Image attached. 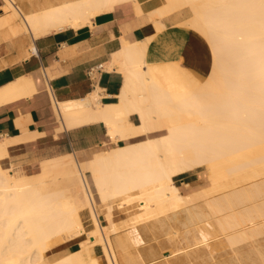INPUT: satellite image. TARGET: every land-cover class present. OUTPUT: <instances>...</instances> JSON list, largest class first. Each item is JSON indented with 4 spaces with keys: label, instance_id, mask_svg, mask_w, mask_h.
<instances>
[{
    "label": "bare ground",
    "instance_id": "1",
    "mask_svg": "<svg viewBox=\"0 0 264 264\" xmlns=\"http://www.w3.org/2000/svg\"><path fill=\"white\" fill-rule=\"evenodd\" d=\"M125 3L148 16L156 31L163 18L189 10L174 26L207 43L209 70L200 74L180 60L148 61L152 34L123 41L112 53L123 73L114 101L101 102L98 86L77 99L49 97L54 137L100 122L109 138L101 144L106 149L81 160L73 152L44 158L34 173L13 174L8 166L14 146L44 135L17 121L20 134L0 138V264H101L91 254L95 247L105 264H156L161 251L145 248L139 231L149 222L166 225L170 242H177L181 227L183 239L191 237L188 246L174 244L162 253V264H194L218 234L230 249L264 235V201L254 203L264 196V0H161L146 13L138 0H2L0 54L6 45L21 46L24 36L28 49L22 55L28 56L36 38L92 27L95 15ZM31 90L22 77L0 88V99ZM185 172L204 175L208 185L181 193L173 177ZM59 181L76 184L65 188ZM198 200L206 213L195 208ZM117 212L126 213L118 223ZM60 242H76L77 248L47 260L46 252ZM254 264H264V257Z\"/></svg>",
    "mask_w": 264,
    "mask_h": 264
},
{
    "label": "crops",
    "instance_id": "2",
    "mask_svg": "<svg viewBox=\"0 0 264 264\" xmlns=\"http://www.w3.org/2000/svg\"><path fill=\"white\" fill-rule=\"evenodd\" d=\"M138 2L143 13L160 5L156 0ZM147 17L144 14L137 15L132 3H125L95 15L92 27L64 28L36 38L33 41L35 51L31 50L28 56L22 55V51L28 49L26 37H22L21 46L16 42L6 45L7 50L0 54V88L25 77L32 90L30 95L0 99V138L19 135L21 130L17 121L30 132L44 133L32 142L14 146L8 157L9 164L21 173H34L39 170L41 159L73 152L81 160L91 156L94 147H103L102 142L109 138L100 122L63 130L54 137L52 125L56 117L52 99L64 101L81 98L98 86L101 102L114 101L122 86L123 73L116 71L120 65L112 60V53L121 49L123 41H141L152 34L146 49L148 61L180 60L182 65L200 74L208 72L211 62L209 48L201 36L185 27L174 26L179 21L176 15L163 18L165 28L158 31ZM89 70L91 76H88ZM131 120L137 123L136 116H132ZM173 183L184 193H192L206 187L208 180L197 172H185L174 176ZM257 199L254 201L256 204L264 201V196ZM195 208L207 212L202 200L195 203ZM260 220L264 222V218ZM262 236L248 238L247 241L232 245L233 248L230 246V249L224 234H218L209 239L208 247L201 251L209 248L217 257L232 256L236 251L243 258L264 256ZM186 239L190 240V235ZM254 243L256 245L253 248ZM76 248V242H60L46 252L47 260ZM165 252L162 251L163 254Z\"/></svg>",
    "mask_w": 264,
    "mask_h": 264
},
{
    "label": "rangeland",
    "instance_id": "3",
    "mask_svg": "<svg viewBox=\"0 0 264 264\" xmlns=\"http://www.w3.org/2000/svg\"><path fill=\"white\" fill-rule=\"evenodd\" d=\"M157 1V3H161V0H156ZM2 11H0V13H1ZM190 15V11L189 10H185L184 12H182V13H180V14H177L176 15V18L178 19V20H182V19H184V18H186V17H188ZM120 143H122V142H120ZM107 147V146H106ZM106 147L104 146V147H94L91 151H92V154H93V152H95V151H100V150H103V149H106ZM92 154H91V156H92ZM75 155V154H74ZM75 157H76V155H75ZM90 157V156H89ZM77 158V157H76ZM78 159V158H77ZM78 160H80V159H78ZM8 166H9V168H10V171L13 173V174H22L20 171H18V170H16L15 169V167L14 166H12L11 164H9L8 163ZM76 184V182L75 181H73L71 184L70 183H67V182H63V181H59V185L61 186V187H65V188H68V186H70V185H75ZM179 188V187H178ZM179 190H180V192L181 193H184L180 188H179ZM136 209V207H132L130 210L131 211H134ZM118 215V216H117ZM118 217H126V213H122V212H117V214L115 215V219H116V222L118 223V222H120L121 220H120V218H118ZM99 219H100V222L102 223V224H105V220H104V217L103 216H101V214L99 215ZM147 225V227H145L146 228V230H145V228H142L143 230H145L146 232H143L142 233V231L143 230H141V228L139 229V231H140V234L141 235H143L142 237L145 239V244H146V246H145V248H148V247H154L156 250H157V253H159L160 254V251H161V256L160 255H158L157 256V259H158V261L156 262V264H162L163 262H165V259H164V257L162 256L163 254H162V251L163 250H166V252L164 253V255L166 254H168V252L170 251V250H172L173 249V247H174V244H175V246L177 245H179L178 247H184V246H188L189 245V242L187 241V240H184L183 239V237H184V230H183V228L181 227L180 228V234L176 237V240H177V242H170V241H168V239H165V233H164V229H165V227H166V225L164 226V227H162V226H160L158 223H153V222H149V223H147L146 224ZM175 225H177V224H175ZM148 231H149V233H151V235H149V234H147L148 233ZM162 231V232H161ZM147 236V237H146ZM146 237V238H145ZM152 237H153V239H152ZM182 237V238H181ZM148 238H150V240H152V241H150ZM180 241V242H179ZM150 242H151V244H150ZM155 242V243H154ZM167 242H169V244H166ZM182 242V243H181ZM180 243V244H179ZM171 244V245H170ZM158 245V246H157ZM170 246H173L172 248L170 247ZM160 249H159V248ZM163 247V248H162ZM158 248V249H157ZM258 252V251H257ZM91 254L92 255H97L99 258H100V261H101V264H105V262H104V260H103V258H102V256H101V252H100V248L99 247H95V248H92L91 249ZM200 254H201V256L200 257H197L198 259H195V260H193V261H196V260H198V261H196L195 263L196 264H201L202 263V260H203V258H204V261L203 262H205V263H203V264H254L255 262H257L258 261V258L260 257V256H258V257H254V258H243V257H241V256H238L237 254H236V252L234 253V255L233 256H226V257H217V256H214L213 255V252L211 251V250H209V248L208 249H205L204 251H200ZM209 255V256H208ZM211 256V257H210ZM160 257V258H159ZM194 257V256H193ZM203 257V258H202ZM216 257V259H214ZM264 257V256H263ZM163 258V259H162ZM202 258V259H201ZM157 259H155V260H157ZM212 259V260H211ZM229 259V260H228ZM162 260V261H161ZM212 262H211V261ZM236 262H235V261ZM201 261V262H200ZM252 261H254V262H252ZM200 262V263H199ZM231 262H233V263H231ZM194 263V264H195Z\"/></svg>",
    "mask_w": 264,
    "mask_h": 264
},
{
    "label": "built area",
    "instance_id": "4",
    "mask_svg": "<svg viewBox=\"0 0 264 264\" xmlns=\"http://www.w3.org/2000/svg\"><path fill=\"white\" fill-rule=\"evenodd\" d=\"M88 76H91V70H89V72H88Z\"/></svg>",
    "mask_w": 264,
    "mask_h": 264
}]
</instances>
